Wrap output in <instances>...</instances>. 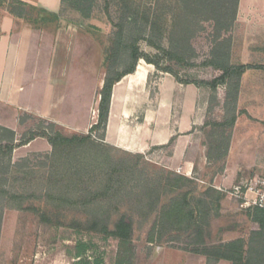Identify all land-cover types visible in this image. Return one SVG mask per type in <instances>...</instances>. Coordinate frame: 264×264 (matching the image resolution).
I'll list each match as a JSON object with an SVG mask.
<instances>
[{"label": "rangeland", "instance_id": "374dc122", "mask_svg": "<svg viewBox=\"0 0 264 264\" xmlns=\"http://www.w3.org/2000/svg\"><path fill=\"white\" fill-rule=\"evenodd\" d=\"M23 1L28 5L15 7V12L29 22L41 19L39 0ZM47 1L61 4L59 28L77 32L68 61L69 100L65 113L74 107L72 101L78 93L76 122L82 130L74 132L69 126H57L24 114L15 132L17 144L32 131L51 135L60 132L67 137L88 135L92 126L83 134L81 131L99 107L96 101H100V83L131 65V50L127 46L137 37L141 38L138 44L141 51L160 58L164 67L172 66L182 79H212L215 70L204 66L207 61L264 65V20H255L248 12V5L262 6V1L239 0L237 7L235 0H65L64 4L63 0ZM0 12L9 14L1 6ZM235 15L231 34L215 27L220 17L226 16L230 21ZM122 20L124 47L117 50L116 26ZM169 53L184 58L187 64ZM143 66L147 67L144 60ZM226 89L222 86L213 94L206 87L182 84L154 65L142 79L130 82L124 78L114 88L110 107L113 123L123 117L124 125L130 129L128 135H195L196 146L189 148L186 157L197 162L201 159L197 145L206 146L209 165L198 166L191 174L173 169L177 136L166 145L145 152L117 148L107 143L106 135L104 140L98 139L103 133L96 131L93 133L96 144H84L78 150L54 152L46 138L38 137L8 157L0 153V264H73L78 245L85 248L84 259L116 264L119 241L98 231L103 225L114 230L123 217L131 219L134 225V264H207L204 256L181 249L185 242L196 238L193 231L169 234L166 239L176 237L173 243L152 244L148 237L163 205L184 193L196 202L207 200L209 189L217 191L212 196L220 195L222 202L218 215L213 213L211 219L208 246L243 239L247 255L255 263L264 264V248L257 244L256 249L263 250L249 253L252 234L262 228L252 219L254 211L243 208L233 194L238 185L253 177H264V71L251 70L242 77L235 108L237 122L232 129L213 126L233 114L225 104ZM42 97L39 88L33 103L41 102ZM223 131L227 133L224 138L220 136ZM235 132L239 139L234 154L218 158L216 143L230 136L231 147ZM10 138L8 132L0 130V144ZM244 138L248 139L246 144ZM209 153H214L217 159L210 160ZM137 155L143 156L139 170L147 171L145 176L137 173L140 180L118 195L100 193L92 199L90 192L105 188L111 165L122 160L134 161ZM169 173L186 176L192 182L172 191L167 182ZM135 184L137 187L133 189ZM153 184L158 186L153 188L155 192L148 189ZM152 193L153 197H161L153 211L147 206ZM84 195L87 196L79 198ZM95 220L100 225L91 231ZM217 264L232 263L222 260Z\"/></svg>", "mask_w": 264, "mask_h": 264}, {"label": "trees", "instance_id": "16d2710c", "mask_svg": "<svg viewBox=\"0 0 264 264\" xmlns=\"http://www.w3.org/2000/svg\"><path fill=\"white\" fill-rule=\"evenodd\" d=\"M10 3L8 0H0V6L6 8L10 15L17 19L24 20L28 24L36 27H45L49 25H54L57 28L60 27V19H61V11L58 13L50 12L48 10L39 8V15L41 19L33 20V22H29L25 19L23 15L17 14L14 10L15 7L18 6H27L28 3L23 0H11ZM65 0H63L64 4ZM239 0H235L236 7L238 6ZM228 21L226 16L220 17V19L216 20L215 27H218L221 31L231 34L233 32L234 20ZM124 20H122L116 27L118 29V35L115 43L116 49H120L124 47V29L125 24ZM141 40L140 37L135 38L134 42L127 46L131 50V58L132 63L129 65L124 71L121 73H117L113 76H107L103 87L100 91V101H99V115L98 122L92 126L88 135H78L75 134L72 137H67L62 135L60 132H57L56 135H51L45 131L37 132L32 131L29 134L27 139L20 141V143H14V139L16 133L12 130L3 128L0 126V130L8 132L11 135L10 140L6 141V143L0 144V153L5 157L10 156L17 148L26 146L30 142L34 141L38 137L46 138L49 144L53 147L54 152H58L59 150H78L81 145L91 144L95 145V141L93 140V133L96 131H100L103 134L98 139L104 140L107 130V125L109 121L110 115V107L112 102V96L114 88L117 84H119L126 76L134 74L136 72L139 61L144 60L149 65H154L158 70L171 74L175 79L186 85H195L198 88L206 87L211 89L213 94L218 93L220 87H227L225 100L226 106L233 111L230 119H226L222 122L213 123L214 127L217 128H230L232 129L237 122V113L236 106L238 104L241 80L242 77L251 70H263L264 65H255V64H242V65H231L229 63H222L219 60L207 61L204 63V66H211L215 70V74L210 80H199V79H182L177 71L172 66L164 67L162 65V60L160 58H154L150 54L145 53L140 50L138 44ZM170 57H174L184 63H186L185 59L179 57L173 53H169ZM108 56H106L105 60L107 61ZM187 64V63H186ZM227 133L224 131L221 132L223 138ZM230 136L223 141L216 143L215 151L219 153L220 159L225 158L229 153L230 148ZM64 152V151H63ZM142 155H137L135 160H122L120 163H116L110 166V172L107 173L106 186L103 191H97L96 193L90 192V196L95 199V197L102 193L104 194H116L118 195L127 187H130L132 182L136 183L139 179L137 177V173L139 175L145 176L147 171L139 170L140 159ZM210 160L217 159L214 156V153H209ZM173 178V179H172ZM127 183H126V182ZM151 180H147L149 183ZM125 182V184H124ZM170 190H175L181 188V186H185L186 183H191L192 180L186 176H181L177 174L169 173V177L167 179ZM151 183V182H150ZM159 184V182H158ZM161 184V183H160ZM137 185L132 188L135 189ZM158 186L153 184V187H149V191H153V188ZM132 189V190H133ZM150 192V193H151ZM213 193H217L214 189H209L207 192L208 199L202 200H192L189 194L184 193L179 198L172 199L168 204L163 205L160 212L158 213L151 232L148 237V242L152 244H164V243H173L176 241V237H172L170 239H166V237L173 233H189L190 231L194 232L195 239H190L184 243L183 248L184 251L201 255L206 258L207 264H217L222 260L229 261L232 264H257L254 262L252 256H248L246 253V245L245 240L236 239L229 242L222 243L218 246H208L207 239L209 237V229L211 227V219L216 215H218L221 210V202L222 197L219 195L214 198ZM79 196V198L85 197ZM152 200L148 201L147 206L150 210H155L159 204L161 197L156 196L153 197V193L151 195ZM87 200V198H83ZM194 201V202H193ZM91 202V201H88ZM254 214L252 219L255 223L259 224L262 228L260 232H254L250 241V250L249 253L252 254L254 251H262L264 248V210L260 208L252 209ZM215 215H214V214ZM46 221V219H45ZM99 221L95 220L93 222L91 231H96L99 227ZM105 236L116 238L119 241L118 244V253L116 264H134V250H133V232L134 225L131 219L126 217L121 218L115 226L114 230L109 229L107 225H103L102 228L98 231ZM193 237V235H189ZM261 246L262 250L256 249V245ZM255 247V248H254ZM264 252V250H263ZM85 254V248L82 245H78L76 247V252L74 254V258L76 259L73 264H105L103 259H96L94 261H90L88 259H84L83 256ZM249 254V255H250ZM264 260V258H263ZM253 261V262H252Z\"/></svg>", "mask_w": 264, "mask_h": 264}, {"label": "crops", "instance_id": "0c3cea01", "mask_svg": "<svg viewBox=\"0 0 264 264\" xmlns=\"http://www.w3.org/2000/svg\"><path fill=\"white\" fill-rule=\"evenodd\" d=\"M257 1L264 3V0ZM39 5V8L54 13H58L61 9L59 2L52 4L47 0H39ZM248 9L250 17L255 20H264V4L262 6L248 5ZM76 34L77 32L72 28L65 30L54 25L36 27L0 12L1 127L17 132L20 116L27 114L57 126H69L74 132H78V129L82 130L76 122L80 100L78 93L72 101L75 102L74 107L70 113H65L69 100L68 61L74 49L72 41L75 43ZM140 62L136 72L125 77L130 82L142 79L151 66L147 64L148 68L144 67L143 60ZM129 85L135 87L136 83H129ZM102 87L103 83H100V90ZM39 88L42 89L43 97L41 102L34 104L32 98ZM96 104H99V99ZM97 110L98 108L81 134L98 122ZM123 119L122 117L113 123V112H110L106 131L107 143L129 152H145L152 147L166 145L171 138L177 136L172 159L174 170L180 168L187 174H191L198 166L204 168L209 165L205 145H197L201 152L199 162L195 158L186 157L189 148L196 146L195 135H128L130 129L124 125ZM238 139L237 133H233L229 158L234 154L235 142ZM242 141L246 144L248 139L244 138Z\"/></svg>", "mask_w": 264, "mask_h": 264}, {"label": "built area", "instance_id": "2783aa9c", "mask_svg": "<svg viewBox=\"0 0 264 264\" xmlns=\"http://www.w3.org/2000/svg\"><path fill=\"white\" fill-rule=\"evenodd\" d=\"M233 194L241 201L243 208L264 210V177H253L238 185Z\"/></svg>", "mask_w": 264, "mask_h": 264}]
</instances>
